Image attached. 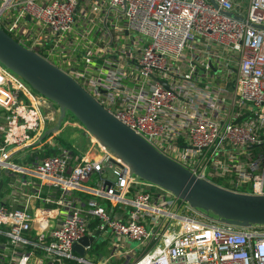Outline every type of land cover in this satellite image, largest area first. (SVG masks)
Returning <instances> with one entry per match:
<instances>
[{"label":"built area","instance_id":"built-area-1","mask_svg":"<svg viewBox=\"0 0 264 264\" xmlns=\"http://www.w3.org/2000/svg\"><path fill=\"white\" fill-rule=\"evenodd\" d=\"M84 7L95 19L90 53L66 38ZM0 30L160 156L222 190L264 197V0H0ZM49 107L0 66V264H92L90 254L103 260L92 252L99 237L125 240L102 264L120 255L124 264H264V227L192 208L87 132L85 154L58 147L26 161L70 124L47 128ZM105 168L116 175L110 187ZM88 237L78 256L73 246ZM128 241L140 246L136 258Z\"/></svg>","mask_w":264,"mask_h":264},{"label":"water","instance_id":"water-1","mask_svg":"<svg viewBox=\"0 0 264 264\" xmlns=\"http://www.w3.org/2000/svg\"><path fill=\"white\" fill-rule=\"evenodd\" d=\"M0 66L21 78L59 109L58 127L69 113L89 135L126 163L138 178L173 193L192 208L210 213L229 226L238 229L264 227V197L222 190L160 156L58 68L24 49L1 30ZM105 173L104 186L110 187L116 175L110 168H105ZM93 242V237L82 238L73 246L74 253L83 256V246Z\"/></svg>","mask_w":264,"mask_h":264},{"label":"rangeland","instance_id":"rangeland-1","mask_svg":"<svg viewBox=\"0 0 264 264\" xmlns=\"http://www.w3.org/2000/svg\"><path fill=\"white\" fill-rule=\"evenodd\" d=\"M81 10H82V14L80 15V18L82 17L84 20H82L83 22H81V23L78 22L81 25L80 30L77 33H70L69 35L66 36V38H67V41L69 43H71V44L77 43V45L82 46V50H83V48L86 49V46L88 44L89 39L94 35L93 29H94V20L95 19L92 17L93 14L89 15L87 13V8L84 7V8H81ZM88 22L89 23L91 22L92 24L90 25ZM86 50H87V53L92 52L91 48H88ZM61 53H62V51H60L58 54L60 55ZM53 54H52V56H53ZM54 109L55 110H53L52 107L43 109V114L45 116H47V117L52 116L54 119L51 122H49L48 124H46L47 128H52V127L56 126L58 123L60 111L57 109L56 106L54 107ZM68 118L70 119V121H73V122L75 121L69 113H66V115L63 118V121H65ZM62 142L63 143H69L76 150L82 152L83 154H85L90 148L89 137H88V134L86 133V131L82 130L81 128H79L78 126L73 125V124H68L66 129L63 131ZM90 154L95 155L96 151L94 149H92ZM95 183H96V179L92 178L88 182V185L93 187V186H96ZM259 231H264V228L259 229ZM113 241L110 238L99 237L97 239V242L94 244L93 248H95L98 251L99 255L102 256L103 260L99 261L94 255H91V254L86 256L85 258L89 262H91L92 264H102L103 261L106 262V260L109 259L111 254H112L113 245L117 244L119 246H123V244L125 243V240L120 238V237L114 238ZM126 245H127L126 249H130L131 251L134 252V255H135L134 258H136L137 255L141 254L140 246L137 242L128 241L126 243ZM117 259H118V261H114L112 258L111 263H107V264H119L118 262H121V264H124V261L121 260V255L118 256ZM132 260L133 259L130 258L129 264L132 263Z\"/></svg>","mask_w":264,"mask_h":264},{"label":"trees","instance_id":"trees-1","mask_svg":"<svg viewBox=\"0 0 264 264\" xmlns=\"http://www.w3.org/2000/svg\"><path fill=\"white\" fill-rule=\"evenodd\" d=\"M75 121L76 119L74 117H72ZM77 122V121H76ZM62 135L63 132L60 134V136H58L55 139V146L53 148L47 147L46 149H43L42 151L36 152L34 155H32V158H27L26 161H31L33 160L35 157H39L42 158L43 156H53L58 154V147L61 148H71V145L69 143H63L62 142ZM92 252L94 254L97 253V250L95 248L92 249ZM58 264H76L74 261L71 260H65V261H60Z\"/></svg>","mask_w":264,"mask_h":264},{"label":"crops","instance_id":"crops-1","mask_svg":"<svg viewBox=\"0 0 264 264\" xmlns=\"http://www.w3.org/2000/svg\"><path fill=\"white\" fill-rule=\"evenodd\" d=\"M70 124H73V125H76V126H78L79 128H81L82 130H84L83 128H82V126L78 123V122H76V121H70ZM85 131V130H84Z\"/></svg>","mask_w":264,"mask_h":264},{"label":"bare ground","instance_id":"bare-ground-1","mask_svg":"<svg viewBox=\"0 0 264 264\" xmlns=\"http://www.w3.org/2000/svg\"><path fill=\"white\" fill-rule=\"evenodd\" d=\"M81 125V124H80ZM82 126V125H81ZM82 128L85 130V128L82 126ZM86 131V130H85ZM87 132V131H86Z\"/></svg>","mask_w":264,"mask_h":264}]
</instances>
